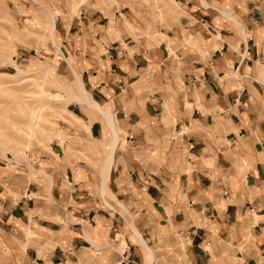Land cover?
Listing matches in <instances>:
<instances>
[{"label": "crops", "instance_id": "obj_1", "mask_svg": "<svg viewBox=\"0 0 264 264\" xmlns=\"http://www.w3.org/2000/svg\"><path fill=\"white\" fill-rule=\"evenodd\" d=\"M115 2L54 20L81 92L0 163V264H264V0Z\"/></svg>", "mask_w": 264, "mask_h": 264}, {"label": "rangeland", "instance_id": "obj_2", "mask_svg": "<svg viewBox=\"0 0 264 264\" xmlns=\"http://www.w3.org/2000/svg\"><path fill=\"white\" fill-rule=\"evenodd\" d=\"M25 2L24 6V0H0V163L13 166L39 161L41 154L51 152L55 142L65 140L64 131L73 124L66 105L81 92L80 85L72 69L59 59L63 57L55 29L52 31L53 21L65 9L71 16H98V10L116 3L60 0L59 6V0ZM104 115L114 131L111 115ZM110 160L111 154L101 168L103 177Z\"/></svg>", "mask_w": 264, "mask_h": 264}, {"label": "bare ground", "instance_id": "obj_3", "mask_svg": "<svg viewBox=\"0 0 264 264\" xmlns=\"http://www.w3.org/2000/svg\"><path fill=\"white\" fill-rule=\"evenodd\" d=\"M70 3V2H69ZM224 13V12H223ZM53 23H54V21H53ZM52 31H53V29H54V25L52 24ZM85 95H86V93H85ZM29 108H30V105L28 106ZM100 110V109H99ZM100 111H102V110H100ZM72 112V111H71ZM103 112V111H102ZM104 114H105V112H103ZM20 122H22L21 120H19ZM28 136H29V134H28Z\"/></svg>", "mask_w": 264, "mask_h": 264}]
</instances>
